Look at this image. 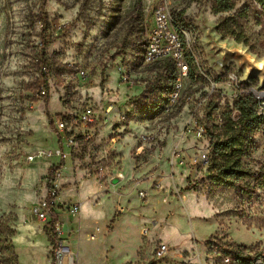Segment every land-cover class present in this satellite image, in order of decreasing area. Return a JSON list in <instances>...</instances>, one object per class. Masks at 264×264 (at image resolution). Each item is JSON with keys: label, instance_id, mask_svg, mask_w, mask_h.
Returning a JSON list of instances; mask_svg holds the SVG:
<instances>
[{"label": "rangeland", "instance_id": "obj_1", "mask_svg": "<svg viewBox=\"0 0 264 264\" xmlns=\"http://www.w3.org/2000/svg\"><path fill=\"white\" fill-rule=\"evenodd\" d=\"M158 2L0 0V264H50L52 233L32 208L52 193L76 264H236L234 249L264 264V182L216 186L204 159L224 117L238 118L228 76L264 89V16L237 1L245 46L216 32L227 14L212 0H170L192 79L143 61ZM241 162L264 173V126ZM83 186L102 217L67 210Z\"/></svg>", "mask_w": 264, "mask_h": 264}, {"label": "trees", "instance_id": "obj_2", "mask_svg": "<svg viewBox=\"0 0 264 264\" xmlns=\"http://www.w3.org/2000/svg\"><path fill=\"white\" fill-rule=\"evenodd\" d=\"M238 0H212L211 12L213 14H227L220 20L216 27V32L223 38H231L236 43L250 46L249 40L243 29V23L247 19V7L242 6L236 9ZM256 11L264 16V0H250ZM257 10V9H256ZM189 62L188 74L194 79V71L196 66L191 58L187 55ZM163 64V68L167 70L170 65L176 71L175 66L168 60L158 62ZM44 83H46V70L41 72ZM177 75L172 77L173 83L170 88L175 86ZM256 101L251 95H238L234 110L238 114L237 119H232L227 114L222 120L220 127L221 133L215 138H211L209 146V155L207 156V174L209 179L219 187H235L242 192L249 193L251 189L249 184L244 183L245 180H255L256 186H260L264 182V173L253 171L245 167L241 159L251 149L254 144V136L264 126V120L257 116ZM59 167H52L49 170L50 176ZM53 241V240H52ZM225 254L232 255L236 264H254L255 257L244 255L240 249L224 251Z\"/></svg>", "mask_w": 264, "mask_h": 264}, {"label": "built area", "instance_id": "obj_3", "mask_svg": "<svg viewBox=\"0 0 264 264\" xmlns=\"http://www.w3.org/2000/svg\"><path fill=\"white\" fill-rule=\"evenodd\" d=\"M181 19L178 11H173V6L170 0H159L153 9V25L146 33V39L143 49V61L146 64L158 63L164 60L170 61L176 68V71L181 76H186L189 69V62L187 58L185 43L182 39L183 31L181 29ZM191 58L198 69L197 59L191 55ZM228 80L235 84L238 89V95H251L256 101V114L264 120V89L254 88L249 84L238 83L237 76L232 74L228 76ZM180 85L175 84L171 94L170 100L177 101L180 95ZM43 95L45 91L43 90ZM82 121H88L87 115H82ZM56 128L59 132L65 129L64 120H56ZM59 153V152H58ZM41 155H44L42 153ZM60 156V154H59ZM36 156H28V161H32ZM207 162V157L205 158ZM54 193L47 195L40 203L32 208V213L42 222L50 227L52 233V256L50 264H76V252L70 244L66 243L63 236L62 226L57 219H51L53 211L56 206ZM143 197V193H140ZM69 211L72 214H78L80 205H73ZM123 212L121 208L117 213ZM51 219V221H50ZM168 252L167 246L159 245L155 256L161 259L166 256ZM225 262L229 259L225 258Z\"/></svg>", "mask_w": 264, "mask_h": 264}, {"label": "crops", "instance_id": "obj_4", "mask_svg": "<svg viewBox=\"0 0 264 264\" xmlns=\"http://www.w3.org/2000/svg\"><path fill=\"white\" fill-rule=\"evenodd\" d=\"M119 176L121 177V178H124V175L123 174H119ZM119 176H116V177H112V179H114V178H119V180H120V177ZM111 179V180H112ZM84 187V186H83ZM82 187V189H81V191H80V193L78 194V199H79V201H77V203H75V204H73V205H80V210H81V212H83V219H86V218H88V217H92V216H101V214H102V212L100 213V211H95V210H91V211H89V208L86 206H84L83 207V202H84V198L86 197V195H87V193H88V191L87 190H89L90 189V186H85L84 188ZM72 205V206H73ZM57 208L58 207H55L54 208V211H53V216L51 217V219H57L58 221H60V223H61V226L63 225V223L64 222H62L63 220L61 219V217H60V214H59V212H58V210H57ZM119 208H121V210H123L124 211V209L122 208V207H117L116 208V213H117V210L119 209ZM70 209V207L68 208L67 207V210H69ZM110 214H111V212H110ZM109 214V215H110ZM117 214H122V212L121 213H117ZM89 215H92V216H89ZM102 217V216H101ZM108 218H109V216H108ZM107 218V219H108ZM51 219H50V221H51ZM66 221H67V219H65ZM63 231V230H62ZM63 234V236H62V238L64 239L65 237H64V233H62ZM76 256H77V254H76Z\"/></svg>", "mask_w": 264, "mask_h": 264}, {"label": "bare ground", "instance_id": "obj_5", "mask_svg": "<svg viewBox=\"0 0 264 264\" xmlns=\"http://www.w3.org/2000/svg\"><path fill=\"white\" fill-rule=\"evenodd\" d=\"M260 69H263V68H261V65L258 64V65H257V71H256V72H257V74H259L260 76L263 77V76H264V72H261ZM50 157H51V156H50Z\"/></svg>", "mask_w": 264, "mask_h": 264}, {"label": "water", "instance_id": "obj_6", "mask_svg": "<svg viewBox=\"0 0 264 264\" xmlns=\"http://www.w3.org/2000/svg\"><path fill=\"white\" fill-rule=\"evenodd\" d=\"M118 181H119V178H114V179L111 180V183L115 184V183H117Z\"/></svg>", "mask_w": 264, "mask_h": 264}]
</instances>
